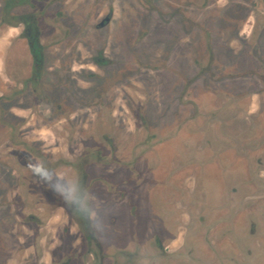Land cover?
Instances as JSON below:
<instances>
[{
    "label": "rangeland",
    "instance_id": "rangeland-1",
    "mask_svg": "<svg viewBox=\"0 0 264 264\" xmlns=\"http://www.w3.org/2000/svg\"><path fill=\"white\" fill-rule=\"evenodd\" d=\"M54 1L33 2L43 11L40 26L46 46V69L41 85L51 99H12L13 85H21L29 75V52L25 42L16 39L18 29L3 31L0 26V217L23 194H37V178L53 174L55 183L46 184H50L47 193H57L56 187L68 193L70 183L76 181L75 172L66 167L67 163L60 164L63 168L53 165L60 159L71 162L83 147L102 149V154L96 156L97 169L88 168V178H92L103 175L100 170L109 162H116L112 165L117 167L146 154L155 141L143 161L150 170L144 179L135 178L138 189L132 202L134 209L131 200L124 202L118 220L103 225L108 230L101 233L106 251L114 254L118 249L134 248L140 255L135 264H152L155 258L151 238L157 234L168 240L175 233L176 223L183 230L194 226L183 217L192 215L188 206L192 205L206 216L217 213L220 228L229 231L224 238L236 239L230 232L231 222L245 231L246 235L235 241L237 250L224 245L229 248L224 250L223 259L234 264H264V206L251 211L244 203V196L254 193L260 168L264 169V0ZM62 1L69 9L74 8V23L57 22ZM109 5L112 23L95 29L92 23ZM65 23L71 34H76L72 42L60 40L61 34L69 31ZM71 44L74 54L68 57ZM99 49L112 60L106 67L94 68L98 73L95 85L87 90L85 75L92 66L85 62ZM231 50L239 51L237 57ZM104 69H108L105 85L98 78ZM235 73L240 77L234 79L239 84L232 83ZM147 77L155 78V84L147 85ZM72 81L75 84L71 85ZM51 85L59 86L50 91ZM237 91L242 95L233 98L231 93ZM252 92L255 94L247 110L261 114L254 130V119L244 121L243 114L247 95ZM17 99L22 100L20 107L15 104ZM186 116L196 119L192 129L198 133L206 129L199 127L201 121L212 119L234 129L240 118L261 138L257 142L244 138L246 141L235 143L227 134L209 140L188 137L189 143L179 146L173 136L183 130ZM153 133L156 140L149 137ZM184 134L186 129L178 136ZM236 148L248 151L243 154L246 162L241 155L238 158ZM43 161L50 168L47 176L32 170L36 162L40 167ZM178 167L181 178L190 180L186 197L181 196V186H171L170 172ZM24 178H35L37 182L29 186ZM9 197L12 205L7 202ZM176 202L180 205L176 206ZM22 205L23 210L19 207ZM15 208L11 226L0 221V237L8 239L10 229L14 245L24 241L20 235L27 229L22 223L29 210L22 202ZM251 219L260 225L252 235L246 227ZM96 225L100 226L99 220ZM1 247L2 260L8 254ZM19 248L16 252L21 255L23 246Z\"/></svg>",
    "mask_w": 264,
    "mask_h": 264
},
{
    "label": "flooded vegetation",
    "instance_id": "flooded-vegetation-1",
    "mask_svg": "<svg viewBox=\"0 0 264 264\" xmlns=\"http://www.w3.org/2000/svg\"><path fill=\"white\" fill-rule=\"evenodd\" d=\"M34 1L35 0H3L0 8V26L2 30L8 31L9 29H18L16 39L24 41L26 50L29 52V75L24 79L23 85H13L12 99L18 98L23 100L24 98H20L23 96L25 98L27 97L31 102L44 99V96L51 99L49 91L44 85H41L42 77L46 69V46L43 43L40 26V20L43 18V11L42 9L36 8V5L33 3ZM37 1L41 2L42 0ZM58 1L59 0H56L53 3ZM53 3H51V5ZM25 7L29 9L13 12L14 9ZM58 10L60 13L57 14L61 15V17L57 18L58 23L63 20L75 22L74 8L69 9L65 1H62ZM33 21L37 27L36 32L32 31L31 28V22ZM89 21L90 19L88 18L87 22ZM112 21L113 12L109 5L107 11L100 15V18L94 21L92 25L95 29H102L109 26ZM64 25L69 31L68 34L63 32L60 40L63 42H72L71 39H73L76 34H71L68 23ZM237 34H239V32ZM36 38L42 48L41 66H38L31 52V41ZM72 45L73 44L69 45L68 57L74 54ZM231 53L237 57L239 51L231 50ZM59 57L62 58L63 55ZM111 60L112 59H109L105 55L102 49L90 55L89 61L85 62L89 66H92V68L88 67L85 75L86 81L89 82V87L86 88L87 90L92 89L93 85H95L94 82L98 73L94 71V68L101 69L106 67L110 64ZM107 74L108 69H104L103 76L98 77L100 80L102 79L104 85V79ZM70 79H73V76H71ZM234 79L240 80L237 74L233 76L232 83L235 81L236 84H239V82ZM145 80L147 81V85L151 83L155 84V78L151 79V77H147ZM73 83L74 81H72L71 85ZM58 86L59 85H51L50 88H47H49L50 91H55ZM83 89L85 90V88ZM41 93L43 95H41ZM231 94L233 98H239L242 95L240 91ZM253 94L255 93L252 92L250 95H247L248 99L243 109L244 121H250L251 117L254 119V127L252 130L257 127L256 120L259 119L261 115L259 112L255 111L251 113L247 110L248 105L251 104ZM18 99L15 104L18 103L16 106L20 107L22 100L19 101ZM237 103L238 101H236V105ZM236 115H238L237 111ZM261 117H264V115H261ZM191 119V116H186V120H183L184 123L182 124L184 125L183 130L178 131V133H183L186 129L187 134L178 136L177 133V136H173L176 137L175 141L179 146L189 143L186 139L188 137H192L193 139H213L227 134L228 138H231L235 143L246 141L244 138L248 139L249 142L250 140L257 142V140L261 138L260 136L257 137L240 118L238 119L240 124L236 125L234 129H229V125L223 126L221 123L217 124V122L212 121V119L204 120V122L201 121L199 127L203 126V128L207 130H201L199 133L192 129V127L196 126V119ZM219 127H221L222 130L219 131ZM208 131L210 132L209 134L206 133ZM244 134H246V136H244ZM149 137L155 138L156 140L155 133L151 134ZM195 142L196 146H198V141L195 140ZM154 145L155 141L151 143V146ZM151 146L144 152L146 154L140 157L135 156L131 159L132 161L130 163L125 165L119 164V166L115 167L113 165H115L116 162H109V165L107 164L104 169L100 170L104 171L103 175H96L92 178H88V168L91 166L92 170L97 169L96 165L98 163L96 162V156L102 154V149L99 147H83L79 155L71 162L63 161V159L56 162L53 165H57L56 168H63L64 165L60 164L67 163L69 166L66 165V167L75 172L76 181L72 184L70 183L68 193H65L62 187V189L56 187L55 191L57 193L51 194L47 193L50 184H46L55 183L54 179L56 177L52 174L53 176L49 175V177L47 176L45 179H42V177L37 178L39 180V183L35 184L38 187V190H36L37 194H23V196H21L22 198L19 197L12 207L9 208L8 206V210L6 209L4 211L5 215L0 217V221L3 220L5 224L11 226L12 223L10 219H12V214L16 210L15 206L22 202L25 203L26 207L29 209L26 210L27 220L24 221V224L22 223V226L27 229L21 232L20 236L24 238V241L16 242L17 246L14 245L15 243L11 242L12 232L10 229L7 233L8 239L4 236L0 237V247H4L3 249L5 250L7 249L6 254H8L7 258L0 259V264H135L140 255L134 248L118 249L114 254L109 253L106 251L101 233L105 231L108 232L106 229L107 227L103 226L106 225L105 222L114 223L118 220L117 218L121 215V208L124 202H129L131 200L129 203L132 209H134V204L132 205V202L134 194L136 193L135 188L138 189L135 185V178L140 176L141 179H144V175L150 170L151 167L147 169L144 167L143 161L145 156L152 152L153 147ZM111 149L113 148L110 147L108 152L111 153ZM243 149L247 148L245 147ZM247 150L236 148L238 158L241 155L240 158L245 162L247 159H245L246 157H244L243 154L248 152ZM76 158H79L78 161ZM83 158L88 160L84 162ZM258 160H260V158H258ZM48 166L49 165L45 163V161L40 163V168L46 172L50 169ZM31 168L32 167H30V169ZM179 168L180 167L175 168L170 172V179L172 181L171 186H181L183 193L181 196L186 197L190 180L187 177L185 180L181 178ZM261 172H264V169L260 168L259 170V180L254 187V193L244 196L245 206L251 211L255 208L264 206V176L261 175ZM37 179L24 178L23 181L26 182V185L30 186L33 181L37 182ZM44 180L46 183H44ZM44 185L46 186L44 187ZM56 185L59 186V184ZM258 189L263 192L259 193L257 191ZM28 191L33 192L34 190L28 188ZM169 193H173V190ZM10 198L11 197L8 198L9 200H7V202L12 205V200ZM179 205V202H176V206ZM188 206L191 208L192 215H189V217L183 216L184 221L188 218L187 222L191 223L192 221L194 226L190 227V229L183 230L182 226L176 223L175 233L168 240H163V238L155 234L151 238V249L155 258L152 264H230V262L234 264L231 260L223 259L224 250L229 248L224 245L233 246L232 249L237 250V247L234 246L236 243L235 241L239 239L240 235H246L243 228L240 229L237 225L234 227L233 222H231L230 228L233 231L230 229V232L234 233L236 239L230 237L224 238L226 232L229 234V231H222L220 223L216 219L217 213L215 211L211 216H206V213H203L199 207H194L192 205ZM19 207L21 210L25 209L23 205ZM178 208L180 209L181 207ZM230 215L229 218L232 217L233 214L231 213ZM96 220L100 221V226L96 225ZM258 223L255 219L248 221L246 227H248L247 229H249L250 235L255 234V229L260 226ZM204 229H206V232H204ZM22 246L23 251L20 255L16 251L20 249L19 247L22 248ZM247 251L248 254L251 253L249 250Z\"/></svg>",
    "mask_w": 264,
    "mask_h": 264
},
{
    "label": "trees",
    "instance_id": "trees-1",
    "mask_svg": "<svg viewBox=\"0 0 264 264\" xmlns=\"http://www.w3.org/2000/svg\"><path fill=\"white\" fill-rule=\"evenodd\" d=\"M32 31L36 32L37 27L35 22H31ZM31 52L33 54L34 60L37 62L38 66H41L42 61V48L38 43L37 38L31 41Z\"/></svg>",
    "mask_w": 264,
    "mask_h": 264
},
{
    "label": "clouds",
    "instance_id": "clouds-1",
    "mask_svg": "<svg viewBox=\"0 0 264 264\" xmlns=\"http://www.w3.org/2000/svg\"><path fill=\"white\" fill-rule=\"evenodd\" d=\"M32 170H33L34 173H39V174H41L43 176H47V172L44 171L42 168H40L38 166L37 162L33 165V169Z\"/></svg>",
    "mask_w": 264,
    "mask_h": 264
}]
</instances>
